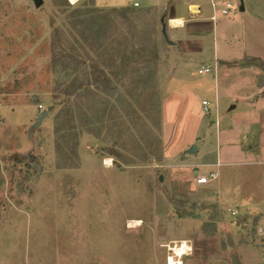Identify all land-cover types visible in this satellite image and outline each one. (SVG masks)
Returning <instances> with one entry per match:
<instances>
[{"label": "rangeland", "instance_id": "obj_1", "mask_svg": "<svg viewBox=\"0 0 264 264\" xmlns=\"http://www.w3.org/2000/svg\"><path fill=\"white\" fill-rule=\"evenodd\" d=\"M213 1L0 0V264H264V22Z\"/></svg>", "mask_w": 264, "mask_h": 264}, {"label": "built area", "instance_id": "obj_2", "mask_svg": "<svg viewBox=\"0 0 264 264\" xmlns=\"http://www.w3.org/2000/svg\"><path fill=\"white\" fill-rule=\"evenodd\" d=\"M126 2L129 4L131 9H140L141 8V0H126ZM232 4L226 3L222 8L219 9L220 14L222 16H227L229 14V11L232 9ZM197 8V7H196ZM212 9L213 11L217 10L216 5L212 3ZM191 14H197L199 13V9L197 8L196 13H193L190 11ZM211 21H215L214 15L210 18ZM210 69L207 66H200L197 70L198 75H204V74H210ZM202 110L204 113H211L212 111H217V106H212L208 101H202L201 102ZM40 111L42 110V107L39 106ZM216 126H218V123H215ZM197 176V174H196ZM194 179V182L197 186H206L212 182H214L218 178V174L214 172H210L208 175L202 176V177H196ZM232 215H236V212H232ZM192 247L190 245H187V242L185 241H178L170 243L166 246V250L169 253V256L166 259L167 264H170V260L172 259L173 263L182 264V260L185 257L190 256L192 250Z\"/></svg>", "mask_w": 264, "mask_h": 264}, {"label": "crops", "instance_id": "obj_3", "mask_svg": "<svg viewBox=\"0 0 264 264\" xmlns=\"http://www.w3.org/2000/svg\"><path fill=\"white\" fill-rule=\"evenodd\" d=\"M213 1V0H212ZM213 3L215 4V1H213ZM226 3H229V2H225L224 3V0H218V2L215 4L216 6H220V8H222L224 6V4ZM240 3H241V6L243 7V11L242 12H246V9L249 8V10L251 11L250 14L251 16L249 17L250 20H251V24H258V23H261V22H264V0H240ZM193 6V5H191ZM258 6V7H257ZM193 7H196L193 6ZM199 7V6H198ZM257 7V8H256ZM201 9V7H199ZM191 10V9H190ZM196 13V11H195ZM248 18V19H249ZM174 19H181L182 18H174ZM206 19V18H205ZM183 21V20H182ZM182 27V26H181ZM181 27H174V28H181ZM250 57L252 59H264L263 56H258V55H251V54H248L247 53L244 55V57ZM243 57V58H244ZM216 59V61L220 64H223V63H231V62H235V61H240L242 60L243 58H240L238 60H234V61H225V60H221V59H218L216 58V55L214 57ZM255 59V60H256ZM224 68H227V69H234V68H237V69H243V68H248V66L246 65H240V66H223ZM219 97V96H218ZM204 101V100H203ZM205 124V123H204ZM206 126V125H205ZM253 126V124H251V127Z\"/></svg>", "mask_w": 264, "mask_h": 264}, {"label": "trees", "instance_id": "obj_4", "mask_svg": "<svg viewBox=\"0 0 264 264\" xmlns=\"http://www.w3.org/2000/svg\"><path fill=\"white\" fill-rule=\"evenodd\" d=\"M132 10H135V9H132ZM123 15H125V12L123 13ZM98 73H99L98 74L99 76L100 75L102 76V72H98ZM99 76L93 77V79H92V85L91 86L95 87L96 88V91L99 92L100 94H103L105 92H108V90L111 92L109 94H113V90L114 89L111 88V83L107 81L108 79L105 78V81H103L102 79H100ZM99 85H102V88ZM82 86H83L82 84H79V85H74V84L69 85L67 87V89L65 90V94L66 95H72L73 93L80 91ZM83 92H86V90H84ZM79 107L77 106V110H78L77 112H74L72 110H68L65 113L64 112L63 113H64V115L66 117L70 118L72 121H73V119H75V120H77V122L79 124H81L82 126H85V128H86V125L84 124V120L85 121H88L87 120V116H86V115H88V113L85 110H82L81 107L80 108Z\"/></svg>", "mask_w": 264, "mask_h": 264}, {"label": "water", "instance_id": "obj_5", "mask_svg": "<svg viewBox=\"0 0 264 264\" xmlns=\"http://www.w3.org/2000/svg\"><path fill=\"white\" fill-rule=\"evenodd\" d=\"M31 1L34 3V6L36 8H38L40 5H42V0H31ZM239 11H241V12L243 11V7L242 6L239 8ZM163 36H164V38H165L167 43H169L170 45L173 44L171 41H169L167 39V35L165 34V31H163ZM47 115H48L47 111H42L41 113H39V115L36 118L35 123L33 125H31V127H29V129H28V133H27L28 134V139H31V130L37 128L38 126H40L42 120L45 119L47 117ZM196 150H197L196 146L192 145L190 150H189V153L193 154V153L196 152ZM197 172H198L197 169H194V173H195L194 177L196 176Z\"/></svg>", "mask_w": 264, "mask_h": 264}, {"label": "bare ground", "instance_id": "obj_6", "mask_svg": "<svg viewBox=\"0 0 264 264\" xmlns=\"http://www.w3.org/2000/svg\"><path fill=\"white\" fill-rule=\"evenodd\" d=\"M78 0H69V2L71 3V4H76V2H77ZM191 12H193V13H195V11H197V8L196 7H192L191 8V10H190ZM183 25V21L181 20V19H170L169 20V27H171V28H174V27H181ZM105 167H110V163H109V161H107L106 163H105ZM137 222V221H136ZM134 223V222H133ZM134 227V226H133ZM137 227V226H136ZM170 264H175V263H173V261H172V259L170 260ZM178 264H181V263H178Z\"/></svg>", "mask_w": 264, "mask_h": 264}]
</instances>
